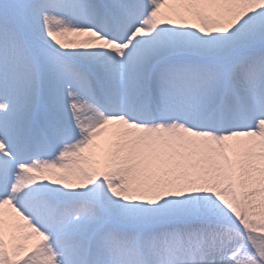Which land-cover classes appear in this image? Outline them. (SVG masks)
<instances>
[{
  "label": "snow or ice",
  "instance_id": "6c2138e0",
  "mask_svg": "<svg viewBox=\"0 0 264 264\" xmlns=\"http://www.w3.org/2000/svg\"><path fill=\"white\" fill-rule=\"evenodd\" d=\"M0 264H264V0H0Z\"/></svg>",
  "mask_w": 264,
  "mask_h": 264
}]
</instances>
